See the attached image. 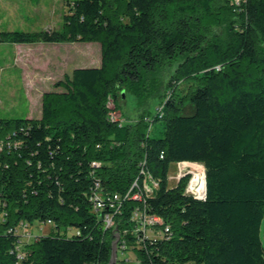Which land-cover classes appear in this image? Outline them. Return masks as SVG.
Masks as SVG:
<instances>
[{"label":"trees","instance_id":"16d2710c","mask_svg":"<svg viewBox=\"0 0 264 264\" xmlns=\"http://www.w3.org/2000/svg\"><path fill=\"white\" fill-rule=\"evenodd\" d=\"M91 41L101 65L44 92L41 117L0 118L11 144L0 152V264H108L114 232L95 213L94 179L123 192L140 160L173 230L139 250L140 264H264V0H73L60 28L0 30V42ZM126 92L140 111L122 124L108 102L120 109ZM178 160L205 165L204 200L186 179L169 184ZM49 219L53 231L33 234Z\"/></svg>","mask_w":264,"mask_h":264},{"label":"rangeland","instance_id":"374dc122","mask_svg":"<svg viewBox=\"0 0 264 264\" xmlns=\"http://www.w3.org/2000/svg\"><path fill=\"white\" fill-rule=\"evenodd\" d=\"M73 0H0V30L57 29L62 17L69 11ZM91 44L98 47H91ZM100 42H0V118H39L42 115V97L46 91H63L55 83L76 67H93L101 63ZM181 87L187 88L182 83ZM122 107L117 109L112 98L109 106L122 122H133L139 116L137 98L126 92L121 98ZM159 103L153 102L156 111ZM163 120H155L152 133L161 128ZM174 165H170L174 169ZM33 234H47L54 230L53 223H37ZM74 227L62 228L71 236ZM264 241V224L262 226ZM138 251L130 248L118 251L115 264H138ZM130 258L128 261H123Z\"/></svg>","mask_w":264,"mask_h":264},{"label":"built area","instance_id":"2783aa9c","mask_svg":"<svg viewBox=\"0 0 264 264\" xmlns=\"http://www.w3.org/2000/svg\"><path fill=\"white\" fill-rule=\"evenodd\" d=\"M247 0H234L236 5H241ZM160 107L158 104L156 111ZM109 112L111 120H120L114 114L112 107ZM148 122L151 121L150 118L147 119ZM10 147L9 141H0V152ZM17 142L14 141V146ZM164 157V151L160 154ZM174 165V169L169 166V171L167 174V179L169 184L176 185L182 179H186L185 193L192 195L193 197L204 200L206 198V184L203 187H195V178L201 173H206L205 165L198 161L192 160H178L171 163ZM170 164V165H171ZM93 166H99V161H93ZM151 176L152 173H147L146 164H141L139 162L138 174L132 180L129 187L123 192H111L105 190L101 183L100 178L94 179V192L91 193L92 198H95V213L100 216L102 224L105 229L114 230V233H119V238L117 240V257L118 251L121 250L122 253L130 248H133L139 252L141 249L147 247L148 242H155L161 239H169L173 236V230L171 224L165 220V218L156 213L152 206L150 205L149 198L154 197L153 187H151ZM135 194H142V201H135ZM130 206L129 215L124 217V213ZM5 213H0V220H4ZM126 222V226L123 229L117 228L119 224ZM47 223H53L51 219ZM22 226L26 227V223H21ZM79 233V230L75 231ZM25 235L31 236L32 232L25 231ZM116 239V234H114V240ZM130 258H126L123 261H128ZM138 264H140V259L138 256Z\"/></svg>","mask_w":264,"mask_h":264},{"label":"bare ground","instance_id":"6f19581e","mask_svg":"<svg viewBox=\"0 0 264 264\" xmlns=\"http://www.w3.org/2000/svg\"><path fill=\"white\" fill-rule=\"evenodd\" d=\"M145 163L146 160H143L141 162V164H145ZM147 173L150 172L147 171ZM204 184H205V173H201L200 175H198L197 178H195V187H203ZM151 187H153V189L158 188V181L155 180L153 176H151ZM135 200L142 201V194H135ZM94 209H95V203H94Z\"/></svg>","mask_w":264,"mask_h":264},{"label":"water","instance_id":"95a60500","mask_svg":"<svg viewBox=\"0 0 264 264\" xmlns=\"http://www.w3.org/2000/svg\"><path fill=\"white\" fill-rule=\"evenodd\" d=\"M113 232H114V230H113ZM114 234H116V239L113 241L111 257H110V261H109L108 264H115L116 263V257H117V240H118V238H119L120 235H119V233H114Z\"/></svg>","mask_w":264,"mask_h":264},{"label":"crops","instance_id":"0c3cea01","mask_svg":"<svg viewBox=\"0 0 264 264\" xmlns=\"http://www.w3.org/2000/svg\"><path fill=\"white\" fill-rule=\"evenodd\" d=\"M91 42H97V41H91ZM36 43H38V42H36ZM101 46V45H100ZM91 47L92 48H94V47H98V46H95V45H93V44H91ZM93 66H100L101 65V63H95V64H92ZM41 116V115H40Z\"/></svg>","mask_w":264,"mask_h":264}]
</instances>
